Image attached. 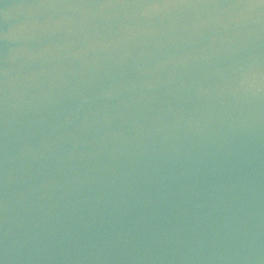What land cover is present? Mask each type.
Wrapping results in <instances>:
<instances>
[{"label": "water", "instance_id": "water-1", "mask_svg": "<svg viewBox=\"0 0 264 264\" xmlns=\"http://www.w3.org/2000/svg\"><path fill=\"white\" fill-rule=\"evenodd\" d=\"M0 264H264V0H0Z\"/></svg>", "mask_w": 264, "mask_h": 264}]
</instances>
